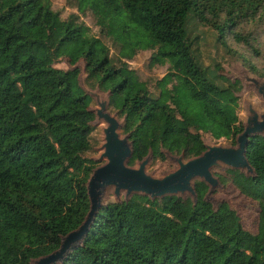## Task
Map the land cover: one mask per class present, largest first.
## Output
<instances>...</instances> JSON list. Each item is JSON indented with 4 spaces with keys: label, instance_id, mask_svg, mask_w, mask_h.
<instances>
[{
    "label": "trees",
    "instance_id": "trees-1",
    "mask_svg": "<svg viewBox=\"0 0 264 264\" xmlns=\"http://www.w3.org/2000/svg\"><path fill=\"white\" fill-rule=\"evenodd\" d=\"M74 2L78 13L85 8L92 13L97 34L74 12L61 18L50 0H0V257L4 264L15 262L4 248L12 233L10 248H22L32 237L48 252L58 247L60 236L75 228L88 209L86 155L94 127L81 130L74 115L85 111L91 99L82 92L71 93L58 106L39 107L40 98L50 93L30 91L28 83L32 75L53 70L39 60L63 59L69 64L75 58L82 60L85 85L106 93L109 109L124 116L126 124L136 122L148 133L150 146L176 134L186 155L204 150L201 134L232 142L242 130L233 84L220 73L218 63L202 64L198 35L191 27L207 25L216 49L221 47L249 72L264 76V0ZM19 25L45 32L43 39L28 43L23 57L17 55L26 41ZM139 51L150 52L148 68L167 64L164 76L154 82L157 95L127 64ZM56 75L55 86L61 92L69 72ZM162 93L178 96L180 121L166 110ZM142 150L137 147L138 153ZM245 158L255 176L233 169L227 180L255 202L254 233L243 229L238 217L224 219L200 199L191 205L171 196L163 208L149 200L114 208V202L108 201L61 264H264V137L248 141ZM194 186L200 197L205 185L195 181ZM22 250L25 259L29 248Z\"/></svg>",
    "mask_w": 264,
    "mask_h": 264
},
{
    "label": "rangeland",
    "instance_id": "rangeland-1",
    "mask_svg": "<svg viewBox=\"0 0 264 264\" xmlns=\"http://www.w3.org/2000/svg\"><path fill=\"white\" fill-rule=\"evenodd\" d=\"M53 8L59 11L60 17L65 18L69 13L74 12L78 15L79 21L83 22L90 30L92 34H97V27L94 23L92 13L88 8H85L83 12L78 13L73 5L74 0H50ZM21 32L24 34L26 41L25 44L17 49V55L23 57L26 53L28 43L34 39H43L45 32L41 29H26L19 25ZM193 34L198 35V50L199 59L203 65L212 66L214 63H218L221 67L220 73L229 79L233 84V92L236 98L235 109L237 115L242 123H246L248 120L255 117L256 120H260L264 116V102L261 92L258 89L259 83H264V76H257L249 72L239 60L232 55L224 53L221 47L215 48L213 44V35L211 28L202 23H196L191 27ZM262 30V26L259 27ZM102 40H104L102 38ZM107 46H109L110 54H113L114 49L105 40ZM242 53L241 50H239ZM149 51H139L129 61L128 66L133 69L138 77L145 81L148 90L153 94H159L154 87V82L157 79L162 78L166 72L167 64L155 65L152 68H148ZM255 62L259 63L255 57H252ZM40 63L49 65L53 70L48 72H38L31 76L27 89L34 92H49L48 97L40 98L38 105L41 108H46L50 105L58 106L67 97L68 94L82 92L90 97L91 102L88 108L80 113L74 115V121L79 127L86 130L89 126L94 127L90 133V142L92 144L91 149L87 153L86 166L89 171L86 176V181L90 176L93 169L103 165L106 162V158L102 155L103 148L101 147L104 142V134L102 129L106 123L99 124L97 119L96 110L103 101L107 100L106 93L100 92L97 88H90L84 83V64L82 60L75 58L73 64L67 63L63 59H57L55 61L39 60ZM55 70V72H54ZM69 72V78L67 79V85L61 92L57 91L55 86V80L57 78V72ZM170 88V85H166ZM164 98V104L168 113L177 121H180L178 114L179 98L177 95L168 96L162 93ZM159 98L160 97L159 95ZM163 100V99H162ZM100 110V109H99ZM105 110L110 116H112L116 123L115 129L116 135L120 139H125L130 148V154L127 157L125 165L132 168H138L140 162L144 161V172L153 178H160L178 167L179 162H186L189 159L194 158L197 155L183 154L179 149V140L176 134H171L168 139L159 142L156 146H150V140L148 133L139 127L136 122L131 121L125 123L124 116H118L114 111L109 109L106 105ZM103 111V110H102ZM195 131L199 132L200 128L196 126ZM255 137H264V130L253 133L249 136V140ZM201 139L204 144V150L209 146L219 147H232L235 146V137L232 142L225 139H211L207 134H201ZM142 147L143 152L138 153L137 147ZM203 150V151H204ZM236 168H232L223 164L220 161H216L208 168L211 176L216 179V184L211 187L209 184L201 181L199 178H193L190 182L191 190H185L182 193L172 195H162L150 198L147 195L130 192L126 193L124 190H120L118 194H114L113 186H105L100 194L101 206L105 202L113 201L114 205L127 206L134 202L155 201L156 205L163 208L168 203L167 197H176L182 202H189L191 205H195L197 200L205 202L209 205L210 209L220 217L231 220L234 217H238L239 223L242 228L250 233L255 232L256 228V213L257 207L255 202L240 195L237 190L228 182L227 178L230 177L231 171ZM237 170V169H236ZM245 176H255L254 170L250 172L246 168L240 170ZM239 171V172H240ZM220 177L225 178V181H221ZM264 181V178L262 179ZM195 181L202 182L205 185V190L201 196H197V192L194 186ZM86 183V182H85ZM74 229V228H73ZM72 230V229H71ZM70 231V230H69ZM68 232V231H67ZM66 232V233H67ZM19 234H21L19 232ZM18 237V234H17ZM11 238H15L14 233L6 240L4 248L10 250L9 254L14 257L15 262L10 264H31L37 258L48 254L52 250L45 252L43 245L39 244L34 238H30L29 242L24 244L22 248L28 247L27 258L22 257V248H10V244L14 243ZM83 240V239H82ZM16 244L17 241H15ZM82 242V241H81ZM0 257V264L2 263ZM7 264V263H6Z\"/></svg>",
    "mask_w": 264,
    "mask_h": 264
},
{
    "label": "water",
    "instance_id": "water-1",
    "mask_svg": "<svg viewBox=\"0 0 264 264\" xmlns=\"http://www.w3.org/2000/svg\"><path fill=\"white\" fill-rule=\"evenodd\" d=\"M258 89L264 102V83H259ZM106 105L107 100L99 105L100 110H96L97 119L106 123L102 129L104 142L101 146L103 148L102 155L106 158V162L93 169L85 183L88 199L87 212L83 220L74 229L60 236L57 248L37 258L31 264H61L67 254L81 243L95 213L101 206L100 194L105 186H113L116 195L120 190H124L127 194L137 192L154 198L191 190L190 182L193 178H199L213 187L216 184V179L211 176L208 168L216 161L236 168L238 171L246 168L253 172V168L245 158V147L249 141V136L264 130V116L260 120H256L254 117L246 123H242L241 132L235 136V146L206 147V150L201 151L194 158L184 163L179 162L174 171L160 178H153L144 172V161L139 163L138 168L125 165L130 154V148L125 139L117 137L115 132L117 123L105 110Z\"/></svg>",
    "mask_w": 264,
    "mask_h": 264
},
{
    "label": "bare ground",
    "instance_id": "bare-ground-1",
    "mask_svg": "<svg viewBox=\"0 0 264 264\" xmlns=\"http://www.w3.org/2000/svg\"><path fill=\"white\" fill-rule=\"evenodd\" d=\"M103 121H100L98 125H100V123H102Z\"/></svg>",
    "mask_w": 264,
    "mask_h": 264
}]
</instances>
